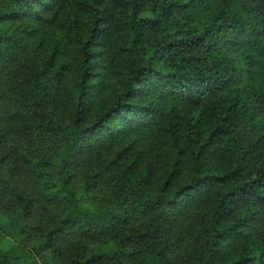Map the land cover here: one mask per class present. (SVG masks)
<instances>
[{
    "label": "trees",
    "instance_id": "trees-1",
    "mask_svg": "<svg viewBox=\"0 0 264 264\" xmlns=\"http://www.w3.org/2000/svg\"><path fill=\"white\" fill-rule=\"evenodd\" d=\"M9 122L0 264H264V0H0Z\"/></svg>",
    "mask_w": 264,
    "mask_h": 264
},
{
    "label": "rangeland",
    "instance_id": "rangeland-1",
    "mask_svg": "<svg viewBox=\"0 0 264 264\" xmlns=\"http://www.w3.org/2000/svg\"><path fill=\"white\" fill-rule=\"evenodd\" d=\"M13 107L14 105H10L11 109ZM57 115L58 117L62 116L65 121H68V115L61 112L60 109L57 111ZM4 123H0V170L4 175L8 173V170H11L13 179L18 183V187L24 189L25 193L35 198L37 196V186L24 174L23 150L16 143L15 134L12 132L13 124L12 122ZM56 213L55 210L49 209V213L46 215L47 219H52L56 216ZM7 238L6 243L13 242L12 238ZM27 246L31 249V245Z\"/></svg>",
    "mask_w": 264,
    "mask_h": 264
}]
</instances>
